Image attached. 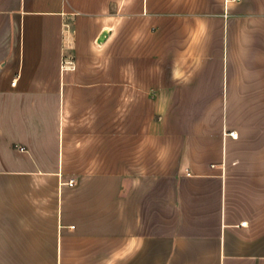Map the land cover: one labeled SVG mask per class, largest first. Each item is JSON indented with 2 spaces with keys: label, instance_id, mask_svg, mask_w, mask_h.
Here are the masks:
<instances>
[{
  "label": "crops",
  "instance_id": "0c3cea01",
  "mask_svg": "<svg viewBox=\"0 0 264 264\" xmlns=\"http://www.w3.org/2000/svg\"><path fill=\"white\" fill-rule=\"evenodd\" d=\"M0 264H264V0H0Z\"/></svg>",
  "mask_w": 264,
  "mask_h": 264
},
{
  "label": "built area",
  "instance_id": "2783aa9c",
  "mask_svg": "<svg viewBox=\"0 0 264 264\" xmlns=\"http://www.w3.org/2000/svg\"><path fill=\"white\" fill-rule=\"evenodd\" d=\"M67 65H69V67H73L72 66V64L71 63H67ZM11 84L12 85H15V80H13L12 82H11ZM229 135L232 137V138H237V132H229ZM69 184H72L73 183V181L72 180H70L69 182H68ZM241 225H243V226H245L246 225V222L245 221H243V222H241Z\"/></svg>",
  "mask_w": 264,
  "mask_h": 264
},
{
  "label": "bare ground",
  "instance_id": "6f19581e",
  "mask_svg": "<svg viewBox=\"0 0 264 264\" xmlns=\"http://www.w3.org/2000/svg\"><path fill=\"white\" fill-rule=\"evenodd\" d=\"M103 40V36H99V38L97 39V42L100 43Z\"/></svg>",
  "mask_w": 264,
  "mask_h": 264
},
{
  "label": "rangeland",
  "instance_id": "374dc122",
  "mask_svg": "<svg viewBox=\"0 0 264 264\" xmlns=\"http://www.w3.org/2000/svg\"><path fill=\"white\" fill-rule=\"evenodd\" d=\"M154 106V105H153Z\"/></svg>",
  "mask_w": 264,
  "mask_h": 264
}]
</instances>
